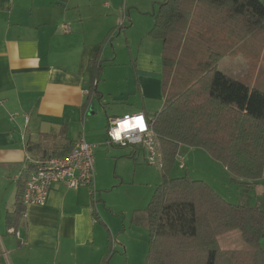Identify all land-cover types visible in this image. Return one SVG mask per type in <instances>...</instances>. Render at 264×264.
Wrapping results in <instances>:
<instances>
[{
  "label": "crops",
  "instance_id": "1",
  "mask_svg": "<svg viewBox=\"0 0 264 264\" xmlns=\"http://www.w3.org/2000/svg\"><path fill=\"white\" fill-rule=\"evenodd\" d=\"M164 1L0 0L2 264H103L110 235L115 252H126L115 209L106 199L115 183L108 169L111 180L104 178V164L128 152L108 142L107 130L112 120L128 114L144 113L155 120L165 106L163 44L150 35ZM123 9L127 21L121 27ZM218 69L243 80L249 63L242 55L227 56ZM80 137L95 146V193L90 186L54 185L44 206H26L13 234L7 214L23 194L27 159L65 156L67 145L71 150ZM128 148L132 157L142 153L145 159L142 149ZM176 161L183 170L211 163L218 170L216 185L207 184L219 196L264 211V173L256 182H243L203 149L184 145ZM232 187L246 189L249 199L233 201Z\"/></svg>",
  "mask_w": 264,
  "mask_h": 264
},
{
  "label": "trees",
  "instance_id": "2",
  "mask_svg": "<svg viewBox=\"0 0 264 264\" xmlns=\"http://www.w3.org/2000/svg\"><path fill=\"white\" fill-rule=\"evenodd\" d=\"M150 35L163 44L166 103L154 120L163 182L147 207V264H264V211L230 204L203 181L169 177L181 145L203 149L243 182L263 177L264 4L165 0ZM237 55L249 63L243 80L218 69L223 58ZM25 215L17 196L7 214L13 234ZM109 242L103 264L115 254L111 235ZM2 255L0 247V264Z\"/></svg>",
  "mask_w": 264,
  "mask_h": 264
},
{
  "label": "rangeland",
  "instance_id": "3",
  "mask_svg": "<svg viewBox=\"0 0 264 264\" xmlns=\"http://www.w3.org/2000/svg\"><path fill=\"white\" fill-rule=\"evenodd\" d=\"M128 27L125 26V28ZM115 148L127 151L128 153L121 158L119 157L117 161L113 159V162L108 161V163L104 164V170H106L104 178L110 179L111 176L115 183L107 192L106 199L112 204L113 209H115L116 225L118 231L120 229L122 232H119V239L126 243L127 247L126 252L124 249L115 252L114 256L117 258L114 264H147L149 250L147 207L157 186L163 182V175L158 167L147 163L142 153L132 157V152L129 148ZM98 166L95 163V171ZM107 169L111 174L110 176L107 174ZM101 170L103 169L100 168ZM214 170L218 173V170L211 163L205 164L203 162H199L198 167L190 169L188 166L187 169L183 170L176 161L170 170L169 177L180 178L188 176L195 180L201 179L206 184L212 183L216 185L213 182L214 178L217 177ZM116 172L124 178L123 182L121 178L117 177ZM224 183H226V180ZM248 193L246 189L239 191V189L232 187L231 197L233 201H239L245 197L248 198Z\"/></svg>",
  "mask_w": 264,
  "mask_h": 264
},
{
  "label": "built area",
  "instance_id": "4",
  "mask_svg": "<svg viewBox=\"0 0 264 264\" xmlns=\"http://www.w3.org/2000/svg\"><path fill=\"white\" fill-rule=\"evenodd\" d=\"M126 21L127 12L123 9L121 27ZM139 114L141 113L128 114L112 120L107 130L108 142L121 148L142 149L147 163L161 169L163 156L159 138L154 131V120H149L144 113L142 114L147 130L144 132L137 130L130 133L133 138L138 137L135 142H129L127 139L123 143L114 142L109 135V132L118 126L117 120H123L125 116L132 117ZM29 122L30 118L26 116V125ZM94 148L95 146L88 143L84 137H80L65 156L52 155L27 159L25 166L26 181L22 194L24 206H44L54 185L60 184L70 189L93 186L95 179ZM181 167L183 166L181 165Z\"/></svg>",
  "mask_w": 264,
  "mask_h": 264
},
{
  "label": "clouds",
  "instance_id": "5",
  "mask_svg": "<svg viewBox=\"0 0 264 264\" xmlns=\"http://www.w3.org/2000/svg\"><path fill=\"white\" fill-rule=\"evenodd\" d=\"M116 124L118 126L109 132V135L114 142L123 143L125 139L129 142H135L138 137L133 138L130 133L137 130L140 132L147 130V125L142 113L132 117L125 116L123 120H117Z\"/></svg>",
  "mask_w": 264,
  "mask_h": 264
},
{
  "label": "water",
  "instance_id": "6",
  "mask_svg": "<svg viewBox=\"0 0 264 264\" xmlns=\"http://www.w3.org/2000/svg\"><path fill=\"white\" fill-rule=\"evenodd\" d=\"M263 241H264V238L262 239L261 243H263Z\"/></svg>",
  "mask_w": 264,
  "mask_h": 264
}]
</instances>
